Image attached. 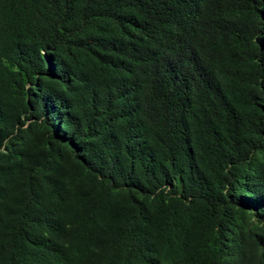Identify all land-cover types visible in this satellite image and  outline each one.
<instances>
[{
	"label": "trees",
	"instance_id": "obj_1",
	"mask_svg": "<svg viewBox=\"0 0 264 264\" xmlns=\"http://www.w3.org/2000/svg\"><path fill=\"white\" fill-rule=\"evenodd\" d=\"M0 264H264V0H0Z\"/></svg>",
	"mask_w": 264,
	"mask_h": 264
},
{
	"label": "rangeland",
	"instance_id": "obj_2",
	"mask_svg": "<svg viewBox=\"0 0 264 264\" xmlns=\"http://www.w3.org/2000/svg\"><path fill=\"white\" fill-rule=\"evenodd\" d=\"M14 135L18 142L13 145V148L17 145L24 146L27 151H33L38 148L41 132L40 130L29 124V121H25V125L15 130Z\"/></svg>",
	"mask_w": 264,
	"mask_h": 264
}]
</instances>
